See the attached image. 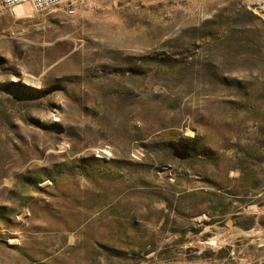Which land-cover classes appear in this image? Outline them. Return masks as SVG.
<instances>
[{"label":"rangeland","instance_id":"obj_1","mask_svg":"<svg viewBox=\"0 0 264 264\" xmlns=\"http://www.w3.org/2000/svg\"><path fill=\"white\" fill-rule=\"evenodd\" d=\"M25 6L0 0V264H264V0Z\"/></svg>","mask_w":264,"mask_h":264},{"label":"built area","instance_id":"obj_2","mask_svg":"<svg viewBox=\"0 0 264 264\" xmlns=\"http://www.w3.org/2000/svg\"><path fill=\"white\" fill-rule=\"evenodd\" d=\"M81 0H5L8 9H14L22 4H30L38 12L46 11L61 5L70 6Z\"/></svg>","mask_w":264,"mask_h":264},{"label":"bare ground","instance_id":"obj_3","mask_svg":"<svg viewBox=\"0 0 264 264\" xmlns=\"http://www.w3.org/2000/svg\"><path fill=\"white\" fill-rule=\"evenodd\" d=\"M16 8H17V7H16ZM25 9H26L25 4L19 5L18 8H17L18 11H22V12H23ZM20 13H21V12H20Z\"/></svg>","mask_w":264,"mask_h":264}]
</instances>
